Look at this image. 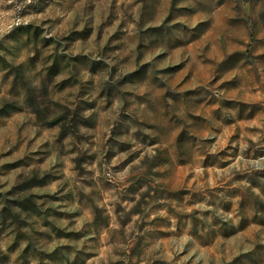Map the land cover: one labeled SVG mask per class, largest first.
Returning a JSON list of instances; mask_svg holds the SVG:
<instances>
[{"label":"rangeland","instance_id":"rangeland-1","mask_svg":"<svg viewBox=\"0 0 264 264\" xmlns=\"http://www.w3.org/2000/svg\"><path fill=\"white\" fill-rule=\"evenodd\" d=\"M0 264H264V0H0Z\"/></svg>","mask_w":264,"mask_h":264}]
</instances>
